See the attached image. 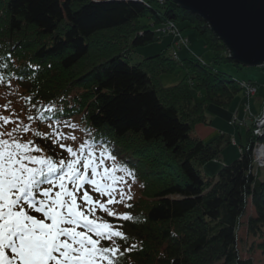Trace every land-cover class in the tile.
Instances as JSON below:
<instances>
[{
	"label": "trees",
	"instance_id": "obj_1",
	"mask_svg": "<svg viewBox=\"0 0 264 264\" xmlns=\"http://www.w3.org/2000/svg\"><path fill=\"white\" fill-rule=\"evenodd\" d=\"M27 1L0 0V88L13 85L40 126L62 122L47 111L62 109L68 124L86 132V148L111 153L133 173L140 189L124 211L132 219L104 218L122 225L124 239L103 242L119 247V264H254L238 247L250 203L255 216L247 237L264 259V176L255 173L253 157L264 138L251 125L240 157L207 178L203 167L220 161L232 139L205 143L195 136L198 126L211 125L209 107L227 109L242 93L241 81L219 67L249 69L229 58L204 21L171 0H38L37 11ZM169 22L193 30L211 62L164 49L132 65L131 54L165 37L159 29ZM180 68L187 75L164 87L161 76ZM35 140L46 157L64 159L49 137Z\"/></svg>",
	"mask_w": 264,
	"mask_h": 264
},
{
	"label": "snow or ice",
	"instance_id": "obj_2",
	"mask_svg": "<svg viewBox=\"0 0 264 264\" xmlns=\"http://www.w3.org/2000/svg\"><path fill=\"white\" fill-rule=\"evenodd\" d=\"M47 111L55 113L50 119L65 120L59 114L62 109L50 107ZM27 119L32 121L33 116ZM0 122V127L20 123L7 116H0ZM68 127L76 129L75 124ZM20 131L19 127L0 131V264H119L123 255L119 247L103 242L124 239L122 225L96 213L99 209L114 220L132 219L110 207L124 202L126 192L119 185L127 182L116 173L127 169L109 168L105 158L115 160L114 155L101 152L97 156L83 143L79 153L60 143L72 159L57 163L43 155L34 141L18 137ZM28 131L23 128L24 133ZM36 135L47 138L39 132ZM56 135L58 140L67 138L58 130ZM92 192L107 200L95 199Z\"/></svg>",
	"mask_w": 264,
	"mask_h": 264
},
{
	"label": "rangeland",
	"instance_id": "obj_3",
	"mask_svg": "<svg viewBox=\"0 0 264 264\" xmlns=\"http://www.w3.org/2000/svg\"><path fill=\"white\" fill-rule=\"evenodd\" d=\"M38 0H28L27 5L31 11L35 9L37 11L41 5L37 3ZM143 25L152 26L153 21L151 19H143ZM177 27L181 29V35L183 38L189 41V46L179 49L178 41L173 36H165L159 42L144 47L136 49L130 56V63L132 65L138 64L142 62L145 58H150L159 54L161 50L169 49L171 52H177L179 57L186 58L189 55V52L194 54L195 56L201 57L206 63L211 62L213 59L212 52L205 46V43L202 39H199L195 32L191 29H185V25L177 24ZM157 28V27H156ZM156 28H152L157 30ZM219 69L225 73H228L235 77L238 81L248 80L256 84L259 88L258 94L255 98L250 101V111L253 115H259L262 111L263 102H264V68L261 69H249V70H240L231 65H222ZM187 75L182 68H180L176 73L171 75H162L161 83L164 87H171L179 84L181 80ZM10 90L0 88V116L11 117L13 120H19L20 123L17 124H9L3 127H0V131H10L13 128L19 127L21 131L17 133L18 137L22 138L24 142L34 141L37 145L35 137L37 136V132L43 134L46 137H49L54 143H57L59 151L64 152V160L65 162L71 161L72 157L69 153H67L64 149L60 148V143H64L67 147H72L76 152L79 153L80 144H85L87 142V134L79 126L76 125V129L72 130L68 125L73 124L66 122L67 120H61L62 122H54L52 121L51 127L49 124L44 126H40L37 124L33 117L32 121H28L27 117L29 116L26 111V106L23 105V101L18 97L16 93V88L11 85ZM197 101H202V97L198 96ZM245 103L244 96L241 93L238 95L232 104L227 109L217 108L214 106L209 107L207 111V116L211 120V125L208 127L198 126L195 131V136L202 139L205 143H209L215 138L219 136H229L232 139L230 145H228L224 151L222 152V157L220 161L211 162L206 164L203 167V173L207 178H212L216 176L221 168L224 166H228L235 162L240 157V148L242 145L246 144L247 141V131L251 128L252 122L248 119L246 120L245 114ZM237 115L238 119L241 121H246V126L240 127L237 125L232 126L230 123L233 120L234 115ZM2 123V122H0ZM61 123V124H60ZM28 127L29 131L27 133L23 132V128ZM57 130L60 134L65 135L67 138L64 140L57 139ZM75 136L76 139L73 141L71 139L72 136ZM6 138V137H5ZM264 141V139H262ZM87 150L93 151L90 146L87 147ZM97 156L102 152L101 150L95 151ZM86 154V153H85ZM105 164L111 168L116 167L117 169H125L120 166L117 160L108 159L107 156L105 158ZM117 176H123L124 180L127 182L126 184L122 183L119 185L120 188H123L126 192V196L123 198V203H117L116 205L110 206L113 211L117 213L124 214L128 196L134 198L138 190L140 189V185L133 179L130 178L127 171H118L116 173ZM262 176H264V171L262 172ZM107 182V181H105ZM95 199H103L107 200V197H100L99 194L92 192L91 193ZM117 200H120V197L117 196ZM97 216L107 218L106 213H102L97 210ZM255 216V210L253 209L251 203L247 209L246 216L242 219V228L240 229L239 236V250L240 255L243 259L248 260L252 259L254 264H264V259L260 251L253 248L255 245L251 239L247 237V227L246 224L251 217ZM112 218V217H111ZM83 230V229H81ZM95 238V237H94ZM114 243L113 239L110 241Z\"/></svg>",
	"mask_w": 264,
	"mask_h": 264
},
{
	"label": "water",
	"instance_id": "obj_4",
	"mask_svg": "<svg viewBox=\"0 0 264 264\" xmlns=\"http://www.w3.org/2000/svg\"><path fill=\"white\" fill-rule=\"evenodd\" d=\"M199 17L245 69L264 68V0H171Z\"/></svg>",
	"mask_w": 264,
	"mask_h": 264
},
{
	"label": "built area",
	"instance_id": "obj_5",
	"mask_svg": "<svg viewBox=\"0 0 264 264\" xmlns=\"http://www.w3.org/2000/svg\"><path fill=\"white\" fill-rule=\"evenodd\" d=\"M139 2H143V0H135ZM161 4L164 3L165 0H156ZM159 33L163 36H173L178 41V47L184 48L189 46V41L182 37L180 29L174 23H167L163 27L159 29ZM174 57H177L176 52L174 53ZM240 88L242 90V94L244 96L245 103V114L246 120L248 119L252 122L253 133L255 136L264 138V102L262 111L259 115H253L250 111V101L255 98L258 94L259 88L256 84L251 81L243 80L240 82ZM232 126L237 125L240 127L246 126V121H241L238 119L235 114L233 120L230 123ZM254 157V166L255 173H259L264 171V141H259L256 143L253 151Z\"/></svg>",
	"mask_w": 264,
	"mask_h": 264
}]
</instances>
